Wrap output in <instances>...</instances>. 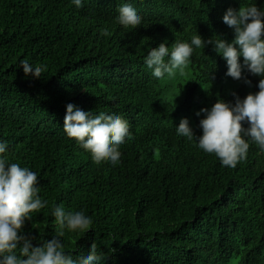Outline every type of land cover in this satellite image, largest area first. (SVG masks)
Returning a JSON list of instances; mask_svg holds the SVG:
<instances>
[{
    "label": "trees",
    "instance_id": "16d2710c",
    "mask_svg": "<svg viewBox=\"0 0 264 264\" xmlns=\"http://www.w3.org/2000/svg\"><path fill=\"white\" fill-rule=\"evenodd\" d=\"M124 2L0 0V140L10 162L38 174V194L48 201L21 231L52 239L49 209L62 204L92 217L89 229L59 237L74 256L95 242L102 264H264V153L250 144L230 168L175 132L187 117L199 135L200 108L258 91L259 76L245 70L251 85L226 76L225 59L208 44L190 57L179 95L162 101L163 79L144 64L165 40L169 47L192 34L231 41L222 16L250 0H131L142 24L128 28L116 20ZM20 59L46 65L43 76L26 77ZM222 83L227 88L216 87ZM69 102L129 121L117 164L94 163L66 136Z\"/></svg>",
    "mask_w": 264,
    "mask_h": 264
},
{
    "label": "clouds",
    "instance_id": "9594fccd",
    "mask_svg": "<svg viewBox=\"0 0 264 264\" xmlns=\"http://www.w3.org/2000/svg\"><path fill=\"white\" fill-rule=\"evenodd\" d=\"M71 3L77 8L83 6L82 0H71ZM116 20L125 28L142 24L141 13L131 0L118 5ZM222 21L233 30L231 41L219 34L207 40L201 34H192L190 39H175L169 47L165 40L149 48L144 64L151 76L171 79L184 73L196 49L212 44L226 61V76L243 79L249 85L252 81L244 75L245 70L259 76L258 91L249 92L243 98L233 93L234 102L220 98L210 107L200 108L196 113L198 116L203 113L199 135L187 117L181 118L175 128L177 136L189 141L195 139L196 146L214 154L222 166L235 168L247 158L250 144L264 153V5L250 0L241 2L238 8L230 6ZM102 34L107 36L108 29H102ZM20 66L26 77L33 78L42 77L47 67L28 59H20L17 67ZM63 130L81 149L90 153L94 163L106 161L113 165L121 157L119 146L132 135L129 121L119 113H94L72 102L66 104ZM7 151V142L0 140V264H102L104 254L98 251L95 242L90 251L74 256L71 250H65L59 238L64 237L66 231L89 229L92 217L83 209L68 210L62 204H54L49 209L56 225L52 239H41L21 231L25 221L45 208L48 201L38 194V174L28 166L10 162L5 155ZM35 239L43 240L42 245L34 246Z\"/></svg>",
    "mask_w": 264,
    "mask_h": 264
},
{
    "label": "rangeland",
    "instance_id": "374dc122",
    "mask_svg": "<svg viewBox=\"0 0 264 264\" xmlns=\"http://www.w3.org/2000/svg\"><path fill=\"white\" fill-rule=\"evenodd\" d=\"M190 67L189 64L186 66V71L181 75V74H177L175 77L171 78V79H163L162 81V85L164 86V91L162 94V101H169L175 97H177V95H179L180 93V89L178 87V85L180 83H184V81L190 76ZM216 87L220 88V87H225V84H217Z\"/></svg>",
    "mask_w": 264,
    "mask_h": 264
}]
</instances>
